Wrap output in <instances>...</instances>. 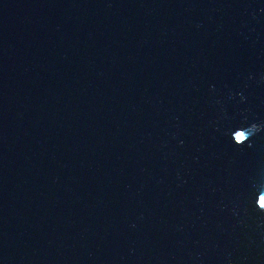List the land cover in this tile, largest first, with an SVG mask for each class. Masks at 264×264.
Listing matches in <instances>:
<instances>
[{
  "label": "water",
  "instance_id": "water-1",
  "mask_svg": "<svg viewBox=\"0 0 264 264\" xmlns=\"http://www.w3.org/2000/svg\"><path fill=\"white\" fill-rule=\"evenodd\" d=\"M262 77L264 0H0V264H264Z\"/></svg>",
  "mask_w": 264,
  "mask_h": 264
},
{
  "label": "clouds",
  "instance_id": "clouds-1",
  "mask_svg": "<svg viewBox=\"0 0 264 264\" xmlns=\"http://www.w3.org/2000/svg\"><path fill=\"white\" fill-rule=\"evenodd\" d=\"M251 79V77H249ZM264 79V77H262ZM245 98L241 95V101ZM221 119L227 120L229 117L224 109H221ZM217 131L220 129L217 128ZM264 131V120H249L248 116L241 112V121L225 130V135H229L231 142L237 147L251 148L253 138ZM182 143V141H181ZM249 203L253 205V211L257 213L258 218L264 219V182L259 180L251 185ZM235 214V209L232 210Z\"/></svg>",
  "mask_w": 264,
  "mask_h": 264
}]
</instances>
